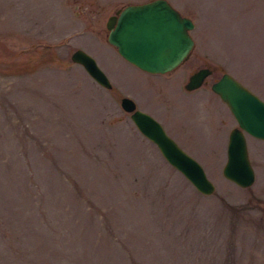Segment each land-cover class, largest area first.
Returning a JSON list of instances; mask_svg holds the SVG:
<instances>
[{"label":"rangeland","instance_id":"374dc122","mask_svg":"<svg viewBox=\"0 0 264 264\" xmlns=\"http://www.w3.org/2000/svg\"><path fill=\"white\" fill-rule=\"evenodd\" d=\"M142 1L0 0V264H264V139L246 135L252 184L224 177L237 122L210 88L223 70L264 100V0H168L193 20L194 45L165 73L137 67L107 41L108 16ZM76 48L110 88L71 60ZM203 65L217 69L185 89ZM124 95L201 163L211 194L140 133ZM84 214L105 256L71 253L67 229Z\"/></svg>","mask_w":264,"mask_h":264},{"label":"water","instance_id":"95a60500","mask_svg":"<svg viewBox=\"0 0 264 264\" xmlns=\"http://www.w3.org/2000/svg\"><path fill=\"white\" fill-rule=\"evenodd\" d=\"M107 41L120 56L149 72H165L186 59L194 41L190 34L193 21L181 14L168 0H148L128 3L115 9L106 20ZM71 60L83 66L89 76L101 86L112 83L95 58L82 48H76ZM211 72L208 68L193 71L184 86L193 89L202 84ZM211 89L227 104L237 125L228 133L226 159L222 174L239 186L252 184L255 174L250 162L246 134L264 139V100L233 75L223 72L211 84ZM121 108L129 112L137 129L154 142L163 157L203 194H211L215 184L201 163L187 153L148 112L137 108L129 96L120 98Z\"/></svg>","mask_w":264,"mask_h":264},{"label":"trees","instance_id":"16d2710c","mask_svg":"<svg viewBox=\"0 0 264 264\" xmlns=\"http://www.w3.org/2000/svg\"><path fill=\"white\" fill-rule=\"evenodd\" d=\"M188 215H194L195 210H189ZM61 213L56 214L55 217H58V221H60ZM65 218V219H64ZM76 221L75 224V230L67 229V234H69V231H74V234L72 236V240L70 242L71 246V253L78 254L79 252L82 254V257H97L100 258L101 256H105L107 252V247L103 245L101 241V232L98 228L95 227V225H82L81 222L85 220L93 221L92 215L84 214L82 218L76 219L73 218ZM62 220V219H61ZM97 220V219H94ZM67 221V216L63 215V222ZM92 227V228H91ZM69 230V231H68ZM164 232L167 230L166 225L162 224V228ZM183 232L186 233L189 231L188 226H185L182 228ZM108 249H111L108 248ZM182 251L179 250L176 254L178 255ZM100 263H103V258L100 260Z\"/></svg>","mask_w":264,"mask_h":264},{"label":"flooded vegetation","instance_id":"af4514ba","mask_svg":"<svg viewBox=\"0 0 264 264\" xmlns=\"http://www.w3.org/2000/svg\"><path fill=\"white\" fill-rule=\"evenodd\" d=\"M204 67L208 68V69L211 70L212 72H213L215 69H217L216 66H208V65L200 66V67H198L197 69H199V68H204ZM197 69H195V70H197ZM193 71H194V70H193ZM193 71H192V72H193ZM221 71H222V73L224 72L223 70H221ZM209 74H210V73H209ZM219 77H220V76H219ZM219 77H218V78H219ZM218 78H217V79H218ZM205 81H206V77L203 79L202 84H203ZM213 81H215V80H213ZM213 81H212V82H213ZM202 84H201V85H202ZM201 85H200V86H201ZM200 86H199V87H200ZM197 88H198V87H197Z\"/></svg>","mask_w":264,"mask_h":264}]
</instances>
